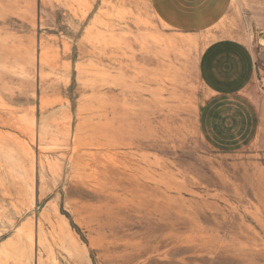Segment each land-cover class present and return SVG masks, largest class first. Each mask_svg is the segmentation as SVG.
<instances>
[{
    "label": "rangeland",
    "instance_id": "obj_1",
    "mask_svg": "<svg viewBox=\"0 0 264 264\" xmlns=\"http://www.w3.org/2000/svg\"><path fill=\"white\" fill-rule=\"evenodd\" d=\"M261 34L264 0H0V264H264V121L201 73L252 46L263 101Z\"/></svg>",
    "mask_w": 264,
    "mask_h": 264
},
{
    "label": "crops",
    "instance_id": "obj_2",
    "mask_svg": "<svg viewBox=\"0 0 264 264\" xmlns=\"http://www.w3.org/2000/svg\"><path fill=\"white\" fill-rule=\"evenodd\" d=\"M201 66L205 100L233 94L251 102L260 114L258 119L264 121V100L260 101L251 94L259 79L256 51L252 46L230 39L213 42L203 51ZM257 134L261 137V128Z\"/></svg>",
    "mask_w": 264,
    "mask_h": 264
},
{
    "label": "built area",
    "instance_id": "obj_3",
    "mask_svg": "<svg viewBox=\"0 0 264 264\" xmlns=\"http://www.w3.org/2000/svg\"><path fill=\"white\" fill-rule=\"evenodd\" d=\"M260 81H261V83H262V84H261V85H262V89H261V90H262L263 93H264V77H261V78H260Z\"/></svg>",
    "mask_w": 264,
    "mask_h": 264
},
{
    "label": "water",
    "instance_id": "obj_4",
    "mask_svg": "<svg viewBox=\"0 0 264 264\" xmlns=\"http://www.w3.org/2000/svg\"><path fill=\"white\" fill-rule=\"evenodd\" d=\"M260 41H261V42H264V34H261V35H260Z\"/></svg>",
    "mask_w": 264,
    "mask_h": 264
}]
</instances>
